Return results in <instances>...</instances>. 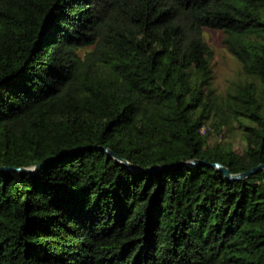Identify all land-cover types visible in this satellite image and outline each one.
I'll list each match as a JSON object with an SVG mask.
<instances>
[{"label":"trees","instance_id":"obj_1","mask_svg":"<svg viewBox=\"0 0 264 264\" xmlns=\"http://www.w3.org/2000/svg\"><path fill=\"white\" fill-rule=\"evenodd\" d=\"M194 160L264 164V0H0V264H264V170Z\"/></svg>","mask_w":264,"mask_h":264},{"label":"rangeland","instance_id":"obj_2","mask_svg":"<svg viewBox=\"0 0 264 264\" xmlns=\"http://www.w3.org/2000/svg\"><path fill=\"white\" fill-rule=\"evenodd\" d=\"M204 37L215 50L213 85L219 94H225L234 81L242 78L241 65L225 47L223 42L224 32L222 30L206 27L204 29ZM212 139L230 143L239 153L243 154L245 141L238 129L226 130L222 136H215Z\"/></svg>","mask_w":264,"mask_h":264},{"label":"water","instance_id":"obj_3","mask_svg":"<svg viewBox=\"0 0 264 264\" xmlns=\"http://www.w3.org/2000/svg\"><path fill=\"white\" fill-rule=\"evenodd\" d=\"M101 150L106 151L110 157L116 159L117 161H119L121 164H123L124 166L131 168V169H135L138 171H142V172H155L157 170L160 169H165V168H169L168 165H160V166H155V167H151L148 169H143L139 166H136L134 164H132L130 161H128L127 159L119 156L114 150H112L109 147H101ZM190 164L192 165H206L208 167H212L217 169L219 172H222L226 175V177L230 180H235V181H241L244 180L248 177H250L251 175L264 170V164H261L249 171H245L242 173H232V171L230 170L229 167L225 166L224 164L220 163V162H210L208 160H194L192 161ZM42 168V166H38L36 168H8V167H4L1 170H15L17 172H21L24 174H35L36 172H38L40 169Z\"/></svg>","mask_w":264,"mask_h":264}]
</instances>
